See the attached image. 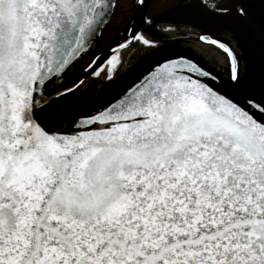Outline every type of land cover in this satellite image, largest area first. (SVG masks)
I'll return each instance as SVG.
<instances>
[{
  "label": "snow or ice",
  "instance_id": "snow-or-ice-1",
  "mask_svg": "<svg viewBox=\"0 0 264 264\" xmlns=\"http://www.w3.org/2000/svg\"><path fill=\"white\" fill-rule=\"evenodd\" d=\"M128 3L0 0V264H264V0H134L85 60Z\"/></svg>",
  "mask_w": 264,
  "mask_h": 264
},
{
  "label": "flooded vegetation",
  "instance_id": "flooded-vegetation-1",
  "mask_svg": "<svg viewBox=\"0 0 264 264\" xmlns=\"http://www.w3.org/2000/svg\"><path fill=\"white\" fill-rule=\"evenodd\" d=\"M133 2L134 0H129L127 7L125 8L122 15L118 14L113 18L112 24L108 29L105 30L103 36L99 37L98 42L94 48L88 53V56H85V60L89 56H98L101 52L108 49L110 41L108 39L109 34L113 31L114 28L120 26L126 19H128L133 14ZM147 7L144 10L145 15H156L157 13H162L164 9L169 5L170 0H146ZM119 13V10H118ZM165 17L161 16L159 22H163Z\"/></svg>",
  "mask_w": 264,
  "mask_h": 264
},
{
  "label": "water",
  "instance_id": "water-1",
  "mask_svg": "<svg viewBox=\"0 0 264 264\" xmlns=\"http://www.w3.org/2000/svg\"><path fill=\"white\" fill-rule=\"evenodd\" d=\"M108 54H109V50L106 49L105 51L101 52L98 56L103 58L106 57Z\"/></svg>",
  "mask_w": 264,
  "mask_h": 264
}]
</instances>
